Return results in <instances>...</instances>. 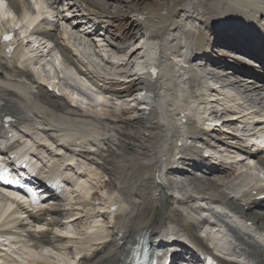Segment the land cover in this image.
I'll list each match as a JSON object with an SVG mask.
<instances>
[{
  "label": "bare ground",
  "instance_id": "bare-ground-1",
  "mask_svg": "<svg viewBox=\"0 0 264 264\" xmlns=\"http://www.w3.org/2000/svg\"><path fill=\"white\" fill-rule=\"evenodd\" d=\"M11 1L17 5L16 0ZM61 1L52 0L50 7L51 15L65 23L63 32L59 24H52L50 37L56 40L73 66L79 79L78 86L89 82L105 95L116 97L120 107L113 108L112 99L105 96L99 107L93 104L88 105L90 109H82L77 102L47 89L42 71L20 64L16 56H7L0 47V101L4 110L16 117L15 126L1 131L0 142L12 143L3 153L10 155L20 148L27 156L33 154L38 163L41 160L40 163L47 164L49 169L45 170V176L48 171L57 175V186L52 191H43V196L47 197L41 201V212L38 213L44 221L40 231L28 235L51 246L45 248L46 253L59 259L50 255L46 260L31 257L29 264H63L64 261L132 264L134 248L146 236L150 244L161 249L157 254L153 253L160 264H163L162 251L177 259L178 253L172 249L180 248L194 254L199 250L211 252L207 244L210 234L202 230L208 223L201 212L202 200L233 206L264 232V198H259L264 194V179L256 173L240 175L238 168L244 166L241 162L220 160V157L231 158L243 153L263 164L264 145H252L253 139L229 135L212 126L205 127L203 114L199 112L209 103L219 107L218 102L210 100L217 98L224 103L220 106L235 107L239 113L250 109L257 111L252 115L255 124L248 115L240 114L237 117L242 121H227L226 128L243 127L246 121L250 122V127L264 126V0H166L159 7L148 3L149 6L139 9L134 8L133 0H66L64 7L59 6ZM79 13L83 16L77 17ZM117 19L127 21L131 29L137 31L136 38L138 34L139 38L144 37L137 39L136 47L139 48L135 51L127 52L131 40L125 42V35L117 28L112 32V24ZM14 22V19L8 21L5 15H0V29ZM209 28L217 30L219 35L211 37ZM92 36H97L106 49L124 53L126 58L114 69L103 64L104 59L97 53L99 46ZM217 37L221 40L214 39ZM223 38L226 42H222ZM71 48L80 54L86 65L71 55ZM227 49L236 51L239 56L250 50L262 64L259 68L258 63L233 65L238 57L227 53ZM149 52L155 55L161 72L155 78L136 71L137 79L132 85L135 91L145 88L150 92L151 97L149 93L147 96L140 94L141 98L151 99L150 109H136L138 113L127 116V112L136 108L132 104L135 99L130 101L129 98L127 103L119 101L124 96L116 87L119 84L107 83L106 78L101 80L96 76L104 77L102 70L114 74L133 70L134 62L139 64ZM216 57H220L225 66L233 65L227 68L226 87L220 88L225 94L220 96L207 91L205 68L200 63L214 64ZM166 68L170 70L165 73ZM231 71L234 73L230 75ZM182 89L187 94L183 105L179 106L177 94ZM246 101L254 105L246 109L237 106ZM192 109L197 111L192 112ZM49 141H54L57 146L53 148ZM212 145L219 151L212 150ZM208 150L217 153L216 156L206 157ZM52 158L57 161L47 160ZM77 161L85 164L86 169L79 167ZM30 164L34 169L33 162ZM13 165L17 166V163ZM106 167L109 172H103ZM109 174V181H105ZM33 184L37 183L33 181ZM74 185L79 194L73 202L74 195L67 197ZM38 188L39 191L43 189L41 185ZM105 189L104 197L100 192ZM90 190L93 193L88 196ZM98 195L100 202L94 204ZM7 200L0 193V207L4 210L14 206ZM106 201L109 205L117 203L118 210L99 214L108 207L103 205ZM221 212H216V216L226 218ZM62 217L74 220L75 227L80 226L81 231L74 241L67 238L71 230L62 233ZM100 218L103 221L100 222ZM13 222L21 223L17 216ZM240 223L239 230H234L244 251L241 252L248 256L241 259L249 262L219 258L221 264H264V237L243 220ZM54 227H61V231L53 232ZM173 232L187 236L196 250L163 242L167 233ZM248 232L258 235L262 243ZM2 234L10 232L2 229ZM178 241L188 244L183 238ZM67 245L76 251L64 252ZM15 249L22 254L31 251L25 242L16 243ZM2 264L16 263L3 260ZM174 264H177L176 260Z\"/></svg>",
  "mask_w": 264,
  "mask_h": 264
},
{
  "label": "rangeland",
  "instance_id": "rangeland-1",
  "mask_svg": "<svg viewBox=\"0 0 264 264\" xmlns=\"http://www.w3.org/2000/svg\"><path fill=\"white\" fill-rule=\"evenodd\" d=\"M163 1H166V0H133V6H134V8L135 9H139V8H141V7H147V6H149L148 5V3L150 4V5H154V6H160V4L163 2ZM205 24H209V23H205ZM205 24H202V25H205ZM114 25V26H113ZM198 25H201V23L199 24L198 23ZM212 25V24H211ZM80 28V27H79ZM118 29L119 30V32L120 33H122V34H124L125 35V39H123V40H125V42L126 41H128V40H133V39H136V35H137V31L135 30V29H131V26H130V24L127 22V21H125L124 19H117V21H116V23H114V24H112V32H115V29ZM85 29V28H84ZM124 29V30H123ZM204 30H205V32H207L208 31V29H206V28H203ZM123 30V31H122ZM134 31V32H133ZM209 32H210V36L211 37H215V36H217V30H215V29H213V28H209ZM219 35V34H218ZM127 36V37H126ZM214 39H218V40H221L219 37H217V38H214ZM214 39H213V41H214ZM121 42H122V40H121ZM222 42H226V40L223 38V41ZM120 44H122V43H120ZM223 45V44H222ZM106 48V47H105ZM107 50H108V52H106V54L107 55H113V58L114 59H117V60H122V59H124V58H126L125 56L126 55H124V53H118L117 51H111V50H109V48H107ZM141 58H142V55H141ZM219 61V60H218ZM86 64V63H85ZM124 88H123V87ZM117 88H118V90H120L123 94L125 93L124 92V90H129L130 88V90L131 91H135V89L133 88V85H126L125 83H124V85H119V86H116ZM122 87V88H121ZM111 96V95H110ZM136 96V95H135ZM125 97V96H124ZM116 98V97H115ZM117 98H119V97H117ZM121 99H119V101H122V102H124L125 100H123V97H120ZM128 100H129V98H127ZM116 101H118V100H116ZM131 101V100H130ZM134 101V100H133ZM132 101V102H133ZM128 102V101H127ZM127 102H124V103H127ZM134 110V111H133ZM132 111H129V112H127L126 113V115L128 116V115H131V114H133V113H138L137 111H136V108H134ZM125 127H126V125H125ZM127 128H129L130 129V127L129 126H127ZM49 144L54 148V147H56L57 145H55V142L54 141H49ZM46 153H47V151H46ZM47 160H54V161H57L56 159H54V158H52V159H47ZM39 162H41V160H39ZM109 167H106L105 168V170H103V172H106V171H108L109 172ZM104 176V175H103ZM109 176H111L110 174H109ZM113 180V179H112ZM109 186L110 185H108V188H109ZM106 188V187H105ZM106 190V189H105ZM103 191V192H101V194H105L107 191ZM100 195H98V198H96L95 200H93L94 201V204H97V203H99L100 202ZM110 217V216H109ZM111 219H112V217H110ZM110 218H108V222L111 220ZM104 220H106L105 218H103ZM108 224H110V223H108ZM80 226L78 225V228H79ZM114 228H116V227H114ZM56 231V230H55ZM114 231V230H113ZM168 245H170V244H168ZM3 260V259H2Z\"/></svg>",
  "mask_w": 264,
  "mask_h": 264
},
{
  "label": "snow or ice",
  "instance_id": "snow-or-ice-1",
  "mask_svg": "<svg viewBox=\"0 0 264 264\" xmlns=\"http://www.w3.org/2000/svg\"><path fill=\"white\" fill-rule=\"evenodd\" d=\"M3 39L5 41H10L12 39L11 34H6L4 35ZM0 156H7V153H0ZM0 181H3L5 185H11V184H16L19 181L18 180H10L9 179V171L7 168L0 167Z\"/></svg>",
  "mask_w": 264,
  "mask_h": 264
}]
</instances>
